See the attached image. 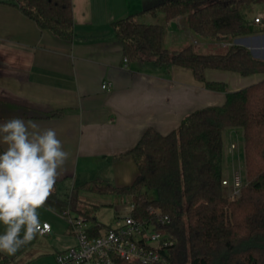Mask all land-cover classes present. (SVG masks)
Segmentation results:
<instances>
[{"label": "crops", "instance_id": "crops-1", "mask_svg": "<svg viewBox=\"0 0 264 264\" xmlns=\"http://www.w3.org/2000/svg\"><path fill=\"white\" fill-rule=\"evenodd\" d=\"M167 1L72 0L74 38L66 42L25 16L15 0H0V122L13 116L35 118L41 127L56 130L69 153L54 185V197L38 209L40 222L50 223L52 232L46 236L37 233L15 255L1 253L8 264H55L60 252L77 245L62 216L74 189L92 182L113 188L132 185L138 168L129 152L145 133L167 136L189 115L221 107L228 93L264 80L262 74L244 77L207 70L205 82H200L191 69L129 61L113 24ZM255 13L251 22L264 15V10L259 6ZM254 26L258 32L238 38L234 44L264 61L262 25ZM166 30V44L172 50L194 44L198 52L214 54L224 53L229 46L195 39L181 17L169 21ZM206 83L222 84L226 90H210ZM103 84L107 90L102 89ZM237 130L225 134L231 136ZM231 146L224 147L223 167L230 170L232 165L234 171L241 157ZM87 196L98 198L95 211L99 206L113 207L118 219L131 213L130 196L81 191L78 209L97 223L101 222L95 212L82 207ZM4 228L0 224V233Z\"/></svg>", "mask_w": 264, "mask_h": 264}, {"label": "trees", "instance_id": "trees-1", "mask_svg": "<svg viewBox=\"0 0 264 264\" xmlns=\"http://www.w3.org/2000/svg\"><path fill=\"white\" fill-rule=\"evenodd\" d=\"M15 2L41 29L73 41L72 0ZM257 6L264 10V0H169L116 22L113 28L129 61L191 69L200 82H205L207 70L244 77L264 75V61L234 44L259 31L249 17ZM178 17L195 39L229 44L227 50L202 54L194 44L179 50L168 48L166 24ZM260 31L264 32V23ZM206 86L226 90L222 84ZM229 129H242L245 141L247 181L234 201L222 184L224 134ZM129 155L138 168L132 185L113 188L92 182L73 190L68 205L72 212L91 220L94 235L105 227L78 209L81 191L130 196L135 205L133 216L141 220L149 221L151 210L169 215L171 223L157 229L175 242L167 254L170 264H264V80L228 93L221 107L189 115L167 136L148 131ZM152 191L156 192L154 199L149 198ZM0 264H8L1 253ZM116 264L129 263L118 260Z\"/></svg>", "mask_w": 264, "mask_h": 264}, {"label": "clouds", "instance_id": "clouds-1", "mask_svg": "<svg viewBox=\"0 0 264 264\" xmlns=\"http://www.w3.org/2000/svg\"><path fill=\"white\" fill-rule=\"evenodd\" d=\"M0 253L15 255L41 231L38 209L51 196L69 153L54 128L35 118L0 122Z\"/></svg>", "mask_w": 264, "mask_h": 264}, {"label": "built area", "instance_id": "built-area-1", "mask_svg": "<svg viewBox=\"0 0 264 264\" xmlns=\"http://www.w3.org/2000/svg\"><path fill=\"white\" fill-rule=\"evenodd\" d=\"M255 24L264 23V15L254 20ZM127 62V60H126ZM107 90V84H103ZM232 150L236 149L233 144ZM223 186L229 191L230 200H236L244 186L242 175L235 171L232 181L223 180ZM131 213L104 229L100 225V235H94V226L91 220L84 215L73 214L67 205L62 216L69 225V232L77 240V245L60 252L55 264H116L118 260L129 264H170L167 258L168 251L175 242L166 233L157 228L166 227L171 223L169 215L160 210H151L149 221L133 216L135 205L130 206ZM52 226L48 222L41 223L40 235H49Z\"/></svg>", "mask_w": 264, "mask_h": 264}, {"label": "rangeland", "instance_id": "rangeland-1", "mask_svg": "<svg viewBox=\"0 0 264 264\" xmlns=\"http://www.w3.org/2000/svg\"><path fill=\"white\" fill-rule=\"evenodd\" d=\"M259 7H255L253 11L249 14V17L252 18L255 16V12ZM238 132L236 134L228 136L225 134V150L231 146V144H234L236 146L237 152L240 155V159L237 161V165H234V171H232V165L229 167L231 168L230 170H227L226 167L224 166V180H229L232 181L233 175L235 171H239V173L242 175V179L244 183L247 181V176H246V164H245V151H244V134L242 129H238ZM226 195L229 194V191L227 188L225 189ZM87 203L84 204L83 209L88 211V212H95V217L98 219L101 223H99L101 226L108 227L116 222V219H118V216H116L115 209L110 206H99V208L95 211L93 205L98 204L99 201L96 199L98 198H93L91 196H87ZM150 199L156 198V192L152 191L149 194ZM123 218V217H122Z\"/></svg>", "mask_w": 264, "mask_h": 264}]
</instances>
